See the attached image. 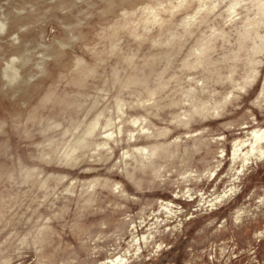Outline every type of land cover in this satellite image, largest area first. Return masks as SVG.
I'll return each instance as SVG.
<instances>
[{"label": "rangeland", "instance_id": "obj_1", "mask_svg": "<svg viewBox=\"0 0 264 264\" xmlns=\"http://www.w3.org/2000/svg\"><path fill=\"white\" fill-rule=\"evenodd\" d=\"M0 264H264V0H0Z\"/></svg>", "mask_w": 264, "mask_h": 264}, {"label": "bare ground", "instance_id": "obj_2", "mask_svg": "<svg viewBox=\"0 0 264 264\" xmlns=\"http://www.w3.org/2000/svg\"><path fill=\"white\" fill-rule=\"evenodd\" d=\"M261 2V1H260ZM192 16V15H191ZM190 19H191V17H190ZM245 19V18H244ZM178 84V83H177ZM186 110V109H185ZM78 132V131H77ZM238 147V144L236 145V148ZM40 149V148H39ZM83 153V152H82ZM39 166V165H38ZM14 177V176H13ZM94 183V182H93ZM22 193V192H21ZM14 200V199H13ZM14 202H15V200H14Z\"/></svg>", "mask_w": 264, "mask_h": 264}]
</instances>
